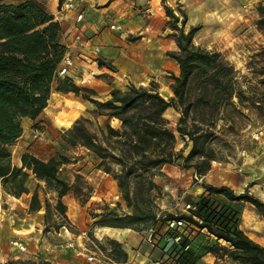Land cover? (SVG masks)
I'll use <instances>...</instances> for the list:
<instances>
[{
    "label": "rangeland",
    "instance_id": "obj_1",
    "mask_svg": "<svg viewBox=\"0 0 264 264\" xmlns=\"http://www.w3.org/2000/svg\"><path fill=\"white\" fill-rule=\"evenodd\" d=\"M161 2L163 9L170 6L178 16V28L185 32L192 27L197 28L193 36L195 46L218 53L221 60L233 67L236 90H242L246 99L239 102L233 97L230 102L234 107L222 105L218 109H207V104L198 105L197 109H191L186 123L180 120V109H167L163 118L166 127L175 136L171 147L173 161L156 167L148 166L144 170L135 162L139 157L126 160L125 169L132 171L126 178V191L130 198L127 202L118 180L114 178L115 174L119 177L122 170L116 159L108 157L102 164V160L91 150L80 145L70 146L63 141L65 132L72 128L75 121L81 120L87 130L97 136V141L118 158V148H124V139L109 138L107 127L120 129V121L97 115L95 105L93 109L82 105V100L90 98L91 91L80 90L77 95L57 92L54 83L46 111L33 120L28 119L27 124L21 121L28 150L21 152L20 162L24 153L35 154L44 161L55 158L61 162L59 178L70 187L60 198L65 214H61L57 207L55 190L31 173L25 180L27 192L16 196L12 193L15 190L11 188V183L4 185L0 181V264H51L46 260L45 253L69 264L74 263L77 257L86 261L89 252L101 257L105 264L111 262L108 259L120 261L121 253L117 250H122V245L119 243L120 246L116 247L111 243V240H116L109 237L106 228L118 231L129 229L141 234L156 221L157 216L169 218L185 214L188 212L186 204L200 194L203 183L215 186L231 184L235 187L227 186L236 193L248 192L264 201V184L261 183L264 174V23L261 24L264 20V0H207V3L194 7L197 12L203 8L206 10L205 16H196L195 25L189 23V11L184 2L175 1L171 5L166 0ZM181 14L186 16L184 27L181 26ZM163 18L169 27L170 19L165 10ZM170 30L166 37H175L176 49L167 51L166 57H169L168 52H178L175 36L178 31ZM68 56L72 65L65 75H59L62 79L69 78L67 74L73 66V59ZM171 60L177 67L176 73L164 69L146 84L129 83L120 90L124 92L135 86L154 88L160 95L166 90L171 91L172 76L179 74L177 63ZM171 94L165 99H171L172 91ZM199 95L197 85L192 83L187 93L188 100L194 102ZM178 126L187 131L198 127L196 135L204 137L209 132V137L202 139V146L206 154L207 151L213 153L215 160L210 161L204 174L197 172L205 166L202 164L199 167L200 157L184 160L192 143L188 137L179 134ZM36 133L38 137H35ZM6 148L11 154V166L20 168L15 165L18 149L15 151L10 145ZM252 184L256 185L261 198L248 189ZM34 194L41 206L38 210L31 201ZM241 208V229L246 234L257 232L264 237V228L260 227L255 208L248 203L242 204ZM156 229L157 233L163 232V239L166 234L164 219L158 220ZM180 231L190 240L188 250L199 257L196 262L199 264L203 257H207L210 243L207 234L190 231L186 225L180 227ZM13 241L22 243L25 249L14 246ZM169 246L165 243L162 251L157 249L156 258L170 259L169 264H172L175 254ZM209 255L213 261L202 264H232L226 258L217 259Z\"/></svg>",
    "mask_w": 264,
    "mask_h": 264
},
{
    "label": "trees",
    "instance_id": "obj_2",
    "mask_svg": "<svg viewBox=\"0 0 264 264\" xmlns=\"http://www.w3.org/2000/svg\"><path fill=\"white\" fill-rule=\"evenodd\" d=\"M164 10L170 19V29L178 31L175 35L178 52L167 53L179 69V74L172 76L173 97L166 100L154 88L131 86L124 92L112 89L110 98L106 101L88 98L95 105L97 115L120 121V129L107 127L109 138L124 139V148H118V158L97 141V136L89 132L81 120L75 121L72 128L63 135L66 144L80 145L91 150L102 160V164L106 163L108 157L117 160L122 170L120 176L115 174L114 178L118 180V186L123 190V198L127 202L130 198L126 191V178L132 171L125 169L126 160L139 157L135 162L144 170L148 166L156 167L173 161L171 147L175 136L166 127V120L163 118L167 109H180V120L186 123L191 109H197L198 105L207 104V109H218L222 105L234 107L230 102L233 97L239 102L246 99L242 90H236L237 80L233 67L221 60L218 53L195 46L193 36L197 28L192 27L185 32L178 28L179 18L173 10L168 6H164ZM181 15V26L184 27L186 16ZM262 23L264 20H261ZM59 31V23L35 2L7 5L0 1V181L4 185L11 183V188L15 190L12 193L16 196L27 192L25 180L31 173L55 190L57 207L61 214H65L60 198L70 187L59 178L61 162L55 158L44 161L24 153L21 156L22 166L15 168L11 166V154L6 148L21 136V121L35 119L47 106L54 83L57 92H72L77 95L80 90L89 91L77 86L70 78L59 77L61 62L66 55V47L58 39ZM192 83L197 85L200 92L199 98L194 102L187 98ZM198 129L196 127L193 131H187L178 126L177 131L192 143L184 160L200 157L199 167L202 164L205 166L197 172L202 175L208 171L210 161L215 159L213 153L207 151L206 154L202 146L203 140L209 137V132L205 137L202 134L196 135ZM106 170L110 171V168ZM201 188L202 192L194 201L187 203L190 205L187 213L161 218L164 219V226L167 219H178L190 231L205 232L210 242L206 253L217 259L226 258L236 264H264V246L252 240L240 227L241 205H252L264 218V201L248 192L236 193L227 185L203 183ZM31 201L35 203L36 210L41 207L36 194ZM172 235H180L177 244L166 241ZM164 238L174 251V264H196L199 257L188 250L190 240L180 228L166 231ZM111 243L116 247L120 246L114 240ZM185 246H188L187 250H184ZM117 251L121 253L122 259H126L122 250Z\"/></svg>",
    "mask_w": 264,
    "mask_h": 264
},
{
    "label": "crops",
    "instance_id": "obj_3",
    "mask_svg": "<svg viewBox=\"0 0 264 264\" xmlns=\"http://www.w3.org/2000/svg\"><path fill=\"white\" fill-rule=\"evenodd\" d=\"M0 1L7 5L33 1L59 23L58 39L66 47V54L73 59V66L67 76L77 86L91 91L90 99L106 101L110 98L109 93L112 89H125L129 83L146 84L164 69L176 73L175 63L165 55L167 51L176 49V39L173 35L166 37L171 30L163 18L164 9L161 0H79L73 9L66 12L59 11L60 0ZM175 1L185 3L184 7L189 11L191 25L197 23V15L203 17L206 14L205 8L197 12L194 7L200 3H207V0H166L169 5ZM80 13L83 19L78 22L76 17ZM111 26L114 28L112 29ZM171 95V91L166 90L161 96L170 98ZM82 101V105L93 109L94 104L90 100ZM46 109L43 111L45 112ZM27 120L23 119L22 123L27 124ZM24 133L15 142L9 144L15 151L18 149L15 164L17 167H21V152L28 150ZM261 181L264 184V174ZM226 185L235 187L231 184ZM255 187L256 185L252 184L248 189L261 198ZM257 220L261 223L260 227L264 228V218L257 214ZM106 231L109 237L122 245V251L126 254V259L116 262L108 259L111 262L106 264L171 263L170 259L156 258L158 250L162 251L167 243L164 241L165 238L161 239L163 232L156 234L154 246H151L142 239L144 231L141 234L129 229L118 231L106 228ZM247 235L264 246V237L257 232ZM45 258L51 264H69L57 261L46 253ZM73 261L72 264H87L80 257ZM212 261L213 257L211 258L207 253V257H203L199 264Z\"/></svg>",
    "mask_w": 264,
    "mask_h": 264
},
{
    "label": "built area",
    "instance_id": "obj_4",
    "mask_svg": "<svg viewBox=\"0 0 264 264\" xmlns=\"http://www.w3.org/2000/svg\"><path fill=\"white\" fill-rule=\"evenodd\" d=\"M79 0H60L59 3V11L60 12H66L68 10H71L74 8L76 2ZM83 19V15L80 13L77 15L76 20L79 22ZM111 28L113 29L114 26H111ZM72 65V61L70 59V57L66 54L61 62V66L59 69L58 74L60 76L65 75L67 73L68 68ZM39 134H35V137H38ZM186 209L190 208V205L186 204ZM164 218V217H160L157 216L156 217V221H158L159 219ZM183 226V221L182 220H178V219H167L165 221V227H166V231H173V230H177L178 228ZM157 234V229H156V224H152L150 225L145 231H144V237H143V241L147 244L153 245L155 243V237ZM180 240V235H175V236H169L167 237L166 241L170 242V243H174L177 244ZM14 246L18 247L21 250H24V246L22 245V243L18 242V241H13L12 243ZM188 246L184 247V250H187ZM86 261L89 264H105V261L97 256L95 253L89 252L86 255Z\"/></svg>",
    "mask_w": 264,
    "mask_h": 264
}]
</instances>
